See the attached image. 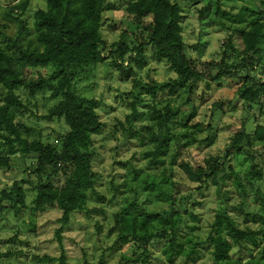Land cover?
I'll list each match as a JSON object with an SVG mask.
<instances>
[{
	"label": "rangeland",
	"instance_id": "rangeland-1",
	"mask_svg": "<svg viewBox=\"0 0 264 264\" xmlns=\"http://www.w3.org/2000/svg\"><path fill=\"white\" fill-rule=\"evenodd\" d=\"M21 1L0 0V26L5 25L3 32L9 36L17 32V23L7 15V6ZM128 2L107 0L101 25L106 47L118 42L122 34L127 35V43L132 38L133 28L125 12ZM179 5L182 11L179 24L182 39L187 46L186 53L191 60L199 63L220 61L225 48L222 46L232 30H247L254 18L264 21V0H179ZM44 8L45 0H28L27 11L21 17L27 32L19 41L34 42L33 14L37 9ZM202 8L207 11L201 23L198 11ZM245 8L249 12L243 11ZM239 14L241 16L237 17ZM202 29L204 36L200 35ZM199 42L202 48L200 53L190 48ZM261 47L262 44H259L258 48ZM240 57L228 59L227 62L234 65ZM145 58L144 66H130L132 73L128 79L122 78L118 69L109 64L108 60V64H99L74 75L72 85L75 93L82 99L97 102L95 111L101 127L97 134L91 136V170L97 180L93 190L87 193V211L71 214L69 223L60 234L66 264H123V257L128 259V263L124 264H168L162 255L164 240L153 241V244L147 246L144 255L139 244L133 241L119 240L115 245L117 234L116 231L110 232V229L114 225L115 214L126 211L128 207L130 212L135 208L153 213L168 210L170 203L166 199H170L171 193L175 197L174 206L180 198L191 197L186 207L196 215V220L191 222L189 217L183 215L184 223L180 227L179 239L188 236L194 242L201 243L197 247L199 255L193 264H211L212 249L204 241L215 216L222 211L239 228H258V224H244V216L240 215L243 213L239 210L253 212L260 206L255 190L250 188L245 179L253 166L261 171L262 179L255 185L259 183V193L264 199V143L257 141L253 135L256 126L264 128V98L260 99L261 110L255 105L248 109L237 98L236 89L242 82L237 78H223L217 82L205 78L193 88L192 94H187L184 84H180L173 96L166 89L157 91L153 96L142 94L143 102L137 106L142 115L132 124V134L128 133L126 117L130 109L127 103L132 99L129 92L133 80L141 83H166L176 77L165 62L152 60L148 50ZM52 70L49 67L40 72L49 75ZM253 74L259 79L264 78L258 66ZM238 75L242 77L245 74L240 72ZM16 94L24 105L22 109L14 110V123L22 127L21 136L28 141L36 140L60 149L59 137L67 131L66 125L61 118H44L60 97L57 95L52 98L50 91L31 96L23 89L17 90ZM2 97L3 91L0 88V101ZM165 105L178 107L179 115L168 123V151L160 157L163 164H151L150 156L145 155L154 148L149 135L160 130L162 133L165 129H159L151 116ZM191 111H195V116L190 125H202L198 132L181 127ZM242 126L249 140L248 150H231V139ZM189 132H194V142L185 146L186 140L181 135ZM0 135L8 133L1 131ZM226 151H229V155L223 162L222 157ZM0 156L9 158V168H0V192L9 191L13 183L24 181L21 188L26 206L18 218L10 209L0 214V264H58L40 263L36 259L43 256L59 257L60 249L55 233L60 227L57 220L61 212L55 209L31 211L34 187L39 181L32 173L35 168L34 156L22 158L16 145L13 150H9L1 138ZM172 156L174 162L170 164ZM209 157L220 159L219 163L228 165L233 172L222 180L219 194L212 185L197 192V183L189 181L180 166L186 163L193 169L203 167ZM235 176L246 187L244 194L239 195L234 184ZM49 178L51 184L61 186L66 176L59 172L50 174ZM40 180L44 181L43 178ZM188 227H193V230ZM181 263L182 260L177 259L173 264Z\"/></svg>",
	"mask_w": 264,
	"mask_h": 264
},
{
	"label": "trees",
	"instance_id": "trees-1",
	"mask_svg": "<svg viewBox=\"0 0 264 264\" xmlns=\"http://www.w3.org/2000/svg\"><path fill=\"white\" fill-rule=\"evenodd\" d=\"M27 8L28 0L7 6V15L17 23L14 36L3 32L5 25L0 26V88L3 91L0 101V132L8 133L0 135V138L9 150H13L16 145L22 158L31 155L35 158L32 173L39 181L34 187L31 211L55 209L61 212L57 220L60 227L55 233L60 249L59 257L43 256L36 259L40 263L66 264L60 234L69 223L71 214L87 211V193L93 190L97 180L96 174L91 170V136L97 134L101 127L95 111L97 102L82 99L75 93L72 85L74 75L105 64L108 60L109 64L118 69L122 78L128 79L132 73V64L137 67L145 65L146 50L152 60L168 65L176 75L173 81L141 83L133 80L129 92L132 99L127 103L130 114L126 117V131L131 134L132 124L142 115L137 110V106L143 102L142 94L153 96L157 91L166 89L173 96L180 84H184L187 94H192L193 88L205 78L211 82L223 78L241 79L242 82L236 89L237 98L248 109L255 105L261 110L264 78L259 79L253 73L258 66L264 74V21L254 18L247 30H232L222 46L225 48L221 60L199 63L191 60L186 53L187 46L182 39L179 24L182 19L179 0H129L125 12L127 21L133 28L132 38L127 43V35L122 34L118 42L108 47L101 35L102 16L107 8V0H45V8L37 9L33 14L34 42L27 40L24 43L19 39L27 32L26 24L21 19ZM206 11V8L198 11L201 23ZM243 11L249 12L246 8ZM240 16L239 14L237 17ZM200 35L204 36L203 29ZM200 42L190 48L200 53ZM259 44H262L261 48H258ZM237 56H241L238 63L231 65L227 62L231 58L237 59ZM49 67L53 69L51 74L44 75L40 72ZM240 72L245 75L240 77ZM19 89L27 91L31 96L50 91L52 98L57 95L60 97L44 117L47 120L61 118L66 125L67 131L59 137L60 149L43 145L36 140L28 141L21 136L22 127L14 123V110L24 107L16 94ZM178 115V107L165 105L161 111H155L151 116L159 129L165 128L162 133L160 130L149 135L154 148L145 155L150 156L151 164H163L160 157L165 156L168 151V123ZM194 116L195 111L188 113L181 127L200 131L201 123L190 125ZM253 135L257 141L264 143V128L256 126ZM194 136V132L183 133L181 137L186 140L184 145L189 146L194 142ZM248 147L249 140L242 126L233 135L230 149L242 151V148ZM228 155L229 151H226L222 157L223 162ZM219 160L209 157L203 167L196 169L186 163H181L180 166L185 170L188 180L197 183V192L212 185L219 194L222 180L227 174H233L231 167L219 163ZM173 162L174 156L170 164ZM0 168H9L8 157L0 156ZM59 172L66 178L63 185L54 186L50 183L49 176ZM245 179L250 188L255 190L260 206L253 212L239 210L243 213L240 215L244 216V224H258V228H239L224 211L217 214L204 241L212 249L211 264H264V199L259 193V183L255 185L262 179L261 171L253 166ZM24 183H13L9 191L0 192V214L10 209L16 218L21 216L26 208L25 194L21 188ZM234 184L239 195L246 192V187L239 183L236 176ZM169 198L166 201L170 203V208L159 213L137 208L130 212L128 207L126 211L115 214L114 225L110 229V232L116 231L117 234L114 244L117 245L119 240L133 241L139 244L145 255L149 244L164 240L162 255L168 264H173L177 259L182 260L181 264H193L199 255L197 247L201 243L194 242L188 236L179 239L180 227L184 223L183 215L189 217L191 222L196 220V215L186 207L191 197L180 198L176 206L174 193ZM188 228L193 230V227ZM122 260L128 263V259L123 257Z\"/></svg>",
	"mask_w": 264,
	"mask_h": 264
}]
</instances>
